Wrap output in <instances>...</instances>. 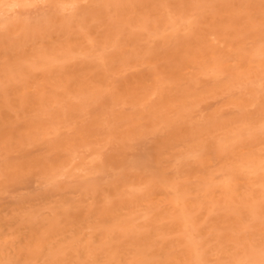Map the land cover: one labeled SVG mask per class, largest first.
<instances>
[{
    "label": "bare ground",
    "instance_id": "6f19581e",
    "mask_svg": "<svg viewBox=\"0 0 264 264\" xmlns=\"http://www.w3.org/2000/svg\"><path fill=\"white\" fill-rule=\"evenodd\" d=\"M69 1L78 0H0V28L6 37L0 44L2 56L14 49L12 60H44V53L56 49L58 61L57 55L63 53L64 45L74 49L82 55L80 59L73 64L74 56L69 55L56 68L42 71L39 75L48 79V83L42 84L51 89L61 87V93L76 104L94 93L92 104L101 109L92 115L94 121L82 124V109L70 106L69 117L75 125L82 119V125L73 134L62 126L67 130V139L63 140L58 132L61 122L45 124L9 116L16 102L20 109L24 103H29V107L44 104L46 96L41 83L25 79L49 61L23 68L27 71L16 83L4 80L8 93L0 96V151L8 157L16 148L37 151L48 145L55 155L41 156L37 164V156L27 151L24 156L31 164L23 167L20 163H6L0 169L1 182L4 176L25 179L35 166L39 179H53L57 173L63 176L62 160L70 154L80 165L91 166L76 167L85 171L83 181L88 184L73 191L74 203H56L53 207L52 197L43 193L31 197L33 204L22 199L13 205L20 214L15 222L0 217V264H212L205 258L208 255L230 258L214 264H264V253L244 252L245 245L238 246L233 234L221 236L222 242L231 241L226 249L217 245L204 251L198 244L207 246L210 238L204 243L177 237L194 231L205 237L202 227L188 218L190 207L199 210V222L247 226L245 218L237 222L238 212L207 209L204 201L227 204L231 195L254 194L264 200L263 187L246 190L252 183L248 180L251 172L261 176L258 182H264L262 108L250 113L252 102L246 101L240 114L233 111L230 118H223L212 113V119L206 120L199 107V103L217 93H235L237 85L228 81L234 74L231 69H241L247 78H264V35L256 23L258 20V24H264V0H119V4L111 5L94 0L90 9L97 14L110 6L118 16L127 12L134 16H121L120 21L110 25L111 33H99L100 27L92 35L84 32L82 45L69 41L74 40L73 33H79L87 17L93 15L75 5L74 10H81L83 18L76 22L72 17L64 19L63 2ZM37 2L49 4L51 10L46 18L53 24L45 27L37 23L30 30L27 20L17 14L19 23L11 31V20L5 12ZM72 24L79 28L76 30ZM11 32L16 35L14 41L9 37ZM166 32L174 37L170 39L173 48L158 51L160 45L156 40L151 47L142 45L144 51L139 50L142 39H160ZM59 36L64 37L56 41ZM207 40L212 45L204 56L202 50ZM127 42H132V46L128 47ZM207 63L213 67L211 71H207ZM192 71H198L199 76ZM222 73L226 80L219 82ZM116 74L118 78L112 82L111 76ZM254 87L264 89L260 81ZM109 102L126 105L129 110L118 115L108 112L105 106ZM225 105L230 110L239 109L237 102ZM203 120L205 124L200 125ZM246 124L250 129L244 137ZM133 131L139 135L135 145H128L122 153L111 147L103 152L116 134ZM84 142L86 147L92 144V148L80 154L72 152L74 145ZM234 159L240 161L234 181L221 178L223 185L217 187L207 182L213 177L208 175L207 168L224 177L225 167L235 164ZM233 186L234 191H230ZM194 193L200 200L189 207L185 194ZM37 206L46 207L50 216L42 217V209ZM231 220L234 221L229 224ZM8 242H14V246Z\"/></svg>",
    "mask_w": 264,
    "mask_h": 264
},
{
    "label": "rangeland",
    "instance_id": "374dc122",
    "mask_svg": "<svg viewBox=\"0 0 264 264\" xmlns=\"http://www.w3.org/2000/svg\"><path fill=\"white\" fill-rule=\"evenodd\" d=\"M107 4L111 5L113 3L119 4V0H103ZM94 0H78L76 3H72V1H69V3H64V9L62 11V17L64 19H68L72 17L73 22H76L79 18H83V15L81 14V10H74V6L78 5L81 8L83 7V10H87L88 13L92 14V17H87V20H85L84 23H82V29L78 31L79 33H73L75 32L79 26L72 24L73 28L76 30H73V41H69L71 44L76 43L77 45H82L85 43V37H84V32H90L92 35L93 31L96 30L98 27V32L101 34H105L107 31L110 33L113 31V29L110 27V25L116 24L118 21H120L121 16L125 18H130L134 16V14L127 12L125 15L118 16V14L111 9V7H106L100 14H97L96 11L90 9L93 7ZM49 4H46L44 2H37L35 4L29 5L24 9H18V8H12L8 12H5L6 18L9 17L11 21H9L8 26L11 28V31L16 30V27L19 23L15 16L18 14L22 17L23 19H26L27 22L29 23L28 29L32 30L35 28L34 25L39 23L41 26L48 27L53 24V22L48 21L46 18V14L50 12L51 8L48 6ZM173 5V3H172ZM78 13V14H76ZM258 20H256L257 27L261 31V33L264 35V24H258ZM47 23V24H46ZM16 24V26H15ZM157 28V27H156ZM8 30V29H7ZM46 31V30H45ZM4 33L3 28H0V44L1 42L4 41L6 37H4L2 34ZM12 33V32H11ZM9 34V37L11 40H15L16 35L13 32L12 34ZM126 33H129L126 31ZM209 38H213L214 35H209ZM50 37V34H49ZM48 37V42H50ZM64 36H59L57 40L63 38ZM172 37L169 33H164L163 37L160 39H151V38H146L142 39L138 45H139V50L144 51L142 48V45L151 47L156 40H159L157 44L160 45L158 51H165L170 48L174 47V44L170 39ZM56 45V44H55ZM128 47L132 46V42H127ZM162 45V46H161ZM212 43L211 40H207L204 42L203 45V54L205 56V53L209 50L211 47ZM63 53L62 51L60 54H58V58L56 61L55 51H50L44 53L42 56H44V60H38L36 57H26L24 59L20 58L19 60H12L11 55L14 54L15 50L11 49L8 53L7 56H2V51L0 50V96L2 93H8L7 87L5 86L4 80H9L14 83H16L18 80L22 79V75H24L27 70H23L25 67H36L40 66L46 61H49L47 64H44L35 70H33L30 76H26L27 79H31L34 81H38L41 83V86L43 91L46 96L44 104L38 103L34 104L33 106L29 107V103H24V108L20 109L19 104L16 102L14 104V111L9 115L13 118L15 117H20L22 119H25L27 121H41L42 123L45 124H50V123H59L61 122V127L58 129L59 136L64 140L67 139L65 137L67 130L63 127H66L71 134L75 133L77 131V128L81 126L85 122H89L92 119V115L94 113L99 112L101 109L96 108L92 104V100L96 98V95L94 93H91V95L83 97L80 99V102L76 104L73 102L68 96L64 95L61 93V87L58 89H51L48 84H42V83H48V79L42 77L39 75L42 71L48 69V68H53L57 65L60 64L61 61L65 62L68 58L67 56H74L72 62L75 64L82 55L75 53L74 49L72 48H67L64 45L63 48ZM110 49H107L105 51H108ZM98 51L93 52L92 55L97 54ZM72 53V54H71ZM30 54V53H29ZM222 57L225 58L226 55L224 53H221ZM64 55V56H63ZM261 57H264V55H261ZM77 60H74V59ZM55 61V62H54ZM264 62V61H263ZM208 65V63L206 64ZM213 67L211 65L207 66V71H211ZM192 70V69H191ZM231 72H234L232 76V80H228L229 82H232L233 84L237 85V90L235 91L234 94L231 93H224V94H219L217 93L215 97L208 98L205 100L203 103H199V107L202 109L201 114L206 120H211L212 119V113H217L221 115L223 118H230L233 113L240 114L243 111V108L246 107L245 103L246 101L252 102V106L249 108L250 113H254L259 109L260 107L262 108V111H264V89H259V87H254V83L256 81H260L262 87L264 88V78L260 77H251L247 78L246 75L241 71V69H231L229 70ZM195 73L197 76L198 71H192ZM118 78V75H113L111 76L112 82H116ZM226 80L225 73H222V76L220 77L219 82H223ZM28 91H33V89H29ZM56 92V93H55ZM56 95V96H55ZM111 98V97H110ZM112 99V98H111ZM113 100V99H112ZM113 102H116V100H113ZM113 102H109L106 106L105 109L108 112H113L114 114L118 115V113H123L124 111H128V106L123 105L120 106L119 104H115ZM231 102H237L239 104V109L238 110H230L229 107H227L225 104H229ZM70 106H75L76 108L82 109L79 114H84L83 122L80 124V121L82 119H78L77 125L74 124V120L69 117V111L68 108ZM235 111V112H233ZM81 118L82 116L79 115ZM97 117H100L96 115ZM95 120V119H94ZM93 120V121H94ZM205 120L200 122V125H204ZM262 125L264 124V121L261 123ZM146 128H148V124L145 125ZM243 127H247L246 132H244V137L249 135V129L250 125L246 124ZM51 134V133H50ZM53 136V135H50ZM58 137V136H57ZM139 137L137 133L134 131L131 133H126L123 132V134H116L113 138V140L109 143H107L104 146L103 152L107 151L109 147L113 148L114 151H117L119 153H122L125 147L128 145L132 144L135 145L136 139ZM59 138V137H58ZM78 139V138H76ZM92 145V144H90ZM86 147V142L82 143L81 145H74L72 152H75L77 154H80L83 150L86 148H92L91 146ZM97 146V144H95ZM27 149L24 147L21 148H16L14 149L11 154L7 157L3 150L0 151V169L4 167L6 163L9 164H14V163H20L23 167H26L28 164H31V162H28L27 158L24 156V154H27ZM31 155L37 156L35 161L37 164L41 161L40 157L44 155H49L53 157L55 153L49 148L48 145L41 146L39 150L37 151H29ZM107 156V155H105ZM78 159L71 156H67L62 160L64 162V168H63V176H60L58 173L56 175V178L52 179L46 178L44 176H41L39 179V175H37V171L39 170L38 168H31L29 171V176L25 179L17 180L15 178H11L9 176H4V182L0 181V217L4 219L5 221H11L15 222L20 216L18 213V209H14L13 205H15L18 201L22 199H28L30 204H33L35 201L32 200V196H37L40 194H46L50 195L52 197L51 201V206L56 204V203H72L73 201H76L75 199V194H73V191L75 189L78 190V188L81 187H86L88 183L87 181L84 180V176L82 174L85 173V171H79L78 168L76 167L83 166L80 165L78 162ZM230 163V162H229ZM232 163H235L233 165H228L225 167L224 171H226V175L218 177L219 174H217L218 171H214L211 168H207L206 172H209L208 175H211L213 177H209V182L211 185L214 187L222 186L223 185V180L222 179H227L231 178L234 181L235 174H237L238 171V164L240 163L239 160L234 159ZM91 165L87 164L83 167H90ZM238 166V167H237ZM56 173V172H55ZM225 174V173H224ZM251 174V175H250ZM248 175V180H250L252 183L248 185L246 190L248 189H253V188H258L261 189V187L264 188V182H258L259 175L255 173H250ZM222 178V179H221ZM102 181H104V176L101 178ZM179 181V179H177ZM192 184H195L194 180H191ZM229 185H233L231 181H227ZM187 185V183L185 184ZM206 185V182L205 184ZM69 188H72V190L69 191ZM54 189L58 190L59 193L53 191ZM181 189V188H180ZM44 190V191H43ZM182 193L184 194V191L181 189ZM230 191H234V186ZM186 197L185 201L188 202V206L190 207V204L193 203L194 201H199L200 199L195 196L194 194H185ZM74 203V202H73ZM227 204H216L213 203L212 201H204L203 204L207 206V209H211L212 207L217 210V212H221L222 210L233 212H238L239 213V219L237 222H240L242 219H247V226L246 227H240L237 228V223L233 222L234 220L229 221V224L231 223L228 227L226 226V223L219 224V223H210L206 220L203 221H197V218H201L199 215V210L195 211L192 210L190 207L189 208V215L188 218L195 223L197 226H201L205 235V237H201V233H198V231L192 232V234H179L177 236L180 239L184 240H189L192 239L195 242H204L206 238H210V241L207 246L201 247L203 245H199L198 247L204 251L205 249L210 247H217V245H221L222 248H227L231 241H224L222 242L221 236L228 235V234H233L236 244L240 246L239 244H243L244 246V252H247L248 254H260L264 253V200L260 197L258 194L254 195H231L228 197V200L226 201ZM185 204V203H184ZM9 207V210H6V207ZM40 210L39 212L41 213L42 217L48 218L50 216L49 210L46 207H41L37 206ZM166 210V208H163ZM167 211V210H166ZM173 215V214H171ZM140 223H143L141 221ZM256 223V224H255ZM255 224V225H254ZM260 230V231H259ZM259 231V232H258ZM10 246H14V242H8ZM205 243V242H204ZM205 258L208 259V263H218L219 260H229V257H222L219 258L218 255H208Z\"/></svg>",
    "mask_w": 264,
    "mask_h": 264
}]
</instances>
